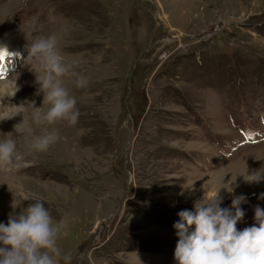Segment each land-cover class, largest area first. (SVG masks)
<instances>
[{"label": "rangeland", "instance_id": "rangeland-1", "mask_svg": "<svg viewBox=\"0 0 264 264\" xmlns=\"http://www.w3.org/2000/svg\"><path fill=\"white\" fill-rule=\"evenodd\" d=\"M50 35L87 84L64 77L78 121L30 154L43 94L24 60ZM0 45V120L19 112L0 139L12 133L21 154L0 173V223L43 201L67 221L71 264H178V213L203 199L234 214L243 196L237 230L256 224L264 179L246 180L264 178V0H0Z\"/></svg>", "mask_w": 264, "mask_h": 264}, {"label": "clouds", "instance_id": "clouds-1", "mask_svg": "<svg viewBox=\"0 0 264 264\" xmlns=\"http://www.w3.org/2000/svg\"><path fill=\"white\" fill-rule=\"evenodd\" d=\"M7 52V47L0 45V54ZM27 53L24 65L36 76V94H43L42 107L32 105V123L44 131L32 135L31 128L26 130L30 137L26 150L30 154L44 153L59 138L54 126L63 122L73 126L79 118L77 100L65 86L64 77H78L77 88H83L87 79L74 70L73 63L65 62L55 35L33 37ZM21 130H25V119L15 126V131ZM5 137L0 139V173L7 174L20 166L21 154L12 133ZM261 179L264 178L246 181ZM244 200L243 196L234 197V214L220 207L218 196L210 202L198 201L194 212H179L180 220L174 224L179 237L174 254L178 264H264V209L256 207V224L238 231L236 225L245 215L240 207ZM12 207L15 211L14 203ZM192 226L195 230L189 232ZM66 229L67 221L54 222L43 201L30 203L18 215H10L6 225L0 223V264H60L61 260L71 264L72 255L62 254L58 244L67 235Z\"/></svg>", "mask_w": 264, "mask_h": 264}, {"label": "snow or ice", "instance_id": "snow-or-ice-1", "mask_svg": "<svg viewBox=\"0 0 264 264\" xmlns=\"http://www.w3.org/2000/svg\"><path fill=\"white\" fill-rule=\"evenodd\" d=\"M3 58V54H0V59H2Z\"/></svg>", "mask_w": 264, "mask_h": 264}, {"label": "bare ground", "instance_id": "bare-ground-1", "mask_svg": "<svg viewBox=\"0 0 264 264\" xmlns=\"http://www.w3.org/2000/svg\"><path fill=\"white\" fill-rule=\"evenodd\" d=\"M5 57V56H4ZM240 176V175H239ZM236 179V178H235Z\"/></svg>", "mask_w": 264, "mask_h": 264}]
</instances>
